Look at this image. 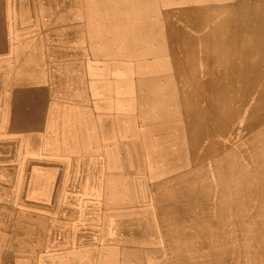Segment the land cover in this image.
I'll return each instance as SVG.
<instances>
[{"label":"rangeland","instance_id":"374dc122","mask_svg":"<svg viewBox=\"0 0 264 264\" xmlns=\"http://www.w3.org/2000/svg\"><path fill=\"white\" fill-rule=\"evenodd\" d=\"M200 1L175 4L171 0H37V28L48 34L63 33L57 31L53 22H69L72 29L76 25L71 22H85L87 83L92 81L93 72L87 66L102 64L106 61L103 58L113 63V68L105 72L114 82L119 78L114 79L113 75L131 65V103L124 108V96L115 99L108 108L116 116L112 124L115 136L111 140L97 133L80 155L100 157V194L91 195L86 186L68 188L66 174L61 189L68 199L65 197L67 202L63 204L36 196V187L10 195L12 189H5L0 183V264H135L134 250L141 253L137 264H264V135L260 133L264 132V51L244 56L227 51V60L197 53L205 46L202 35L211 23L200 22L191 15ZM237 1L209 0L216 7H227L231 22H238L240 17ZM185 10L192 12L182 14ZM26 24L22 22V35L29 33ZM92 94L98 92L86 86L84 100L90 109H79L96 118L108 110L100 106L101 99L91 100ZM256 108L252 122L250 114ZM194 109L204 120L196 131L192 128ZM227 109L223 117H217ZM46 126L51 127L50 123ZM109 149L111 153L106 155ZM68 152L53 153L66 158ZM2 177L15 176L1 172ZM61 204L64 208L60 210ZM63 220L70 235L66 242H59L54 234L55 224ZM148 250L157 254L150 262L144 255Z\"/></svg>","mask_w":264,"mask_h":264},{"label":"bare ground","instance_id":"6f19581e","mask_svg":"<svg viewBox=\"0 0 264 264\" xmlns=\"http://www.w3.org/2000/svg\"><path fill=\"white\" fill-rule=\"evenodd\" d=\"M136 1V0H135ZM166 1V0H165ZM175 4L182 3L183 0H171ZM48 2V1H47ZM53 2V1H52ZM164 2V0H163ZM222 2V1H221ZM233 2V1H232ZM43 4V3H42ZM49 4V3H48ZM50 5V4H49ZM200 6L192 8L194 11L192 12H186L183 11L182 14L185 13V15H194L196 16L194 19L200 20V22H211L210 24L206 25L208 26L202 35V41L204 43V47L201 48V50L197 51V53H201L202 55H206L210 57L211 59H223L227 56V51H234L239 53V55L244 56L248 53L252 52H262L264 51V0H238L236 5V10L238 11V22H231V19L228 18L226 12L227 7L225 5H220L219 7H216L215 4L210 3L209 0H201L199 3ZM218 5V4H217ZM45 6V5H44ZM55 6V5H54ZM116 6V5H115ZM118 7V5H117ZM56 8V7H55ZM84 8V7H83ZM17 9V8H16ZM18 10V9H17ZM33 10V8L31 9ZM43 10V8H42ZM57 10V9H55ZM62 10V7H61ZM219 12H218V11ZM53 11V10H52ZM225 11V14L223 15L222 12ZM48 12L45 10V13ZM51 12V11H50ZM49 12V13H50ZM54 12V11H53ZM56 12V11H55ZM67 12V11H66ZM18 11L16 12V14ZM39 14V13H38ZM53 14V13H52ZM62 14V13H61ZM66 14V13H65ZM74 14V13H73ZM72 13L70 15H73ZM180 14V13H179ZM56 15V14H54ZM64 15V13H63ZM86 15V14H85ZM42 16V15H41ZM44 16V15H43ZM42 16V17H43ZM65 16V15H64ZM184 16V15H183ZM222 16V17H221ZM32 17V16H31ZM49 18L47 15L45 18ZM54 17V16H53ZM69 17V16H68ZM85 17V16H84ZM35 18V17H34ZM61 17H58V19ZM65 18V17H64ZM182 18V17H181ZM186 18V17H185ZM184 18V19H185ZM33 19V18H32ZM50 19V18H49ZM54 19V18H53ZM177 19V17H176ZM46 20V19H45ZM51 20V19H50ZM54 21V20H53ZM173 21V20H172ZM19 22V21H18ZM17 22V23H18ZM30 22V21H29ZM32 22V20H31ZM30 22V23H31ZM38 22V21H37ZM41 22V21H40ZM39 22V23H40ZM47 22V21H46ZM62 22V20H61ZM64 22V21H63ZM59 23V21H58ZM197 23V22H196ZM24 24V23H23ZM41 24V23H40ZM57 25V23H55ZM60 24V23H59ZM85 24V23H84ZM22 25V22H21ZM27 25V24H26ZM34 25V24H33ZM64 25V24H63ZM182 25V24H181ZM180 25V26H181ZM17 26V25H16ZM37 26V25H36ZM47 26V25H46ZM172 26V25H171ZM186 26V25H185ZM24 27V26H23ZM29 27V26H27ZM48 27V26H47ZM58 27V26H57ZM61 27V26H60ZM173 27V26H172ZM184 27V26H183ZM190 28V27H189ZM22 29V28H21ZM26 29V27H25ZM47 29V28H46ZM174 29V28H173ZM193 29V28H191ZM56 30V29H55ZM60 30V29H59ZM175 30V29H174ZM16 31V30H15ZM18 31V30H17ZM42 31V30H41ZM58 31V30H57ZM194 31V30H193ZM44 32V31H43ZM90 34H95L94 31H89ZM189 32V31H188ZM202 32V31H201ZM165 33V32H164ZM176 34V32L174 31ZM192 33V32H191ZM174 35V34H173ZM172 35V36H173ZM180 35V34H179ZM45 36V35H44ZM145 37V36H144ZM189 37V36H188ZM45 38V37H44ZM171 39V38H170ZM67 40V39H65ZM182 40V38H181ZM180 40V41H181ZM186 40V39H185ZM46 41V40H45ZM172 41V40H170ZM61 42V41H60ZM71 42V41H70ZM173 42V41H172ZM57 43V42H54ZM181 43V42H180ZM69 44V43H68ZM176 42L172 45L174 46ZM187 44V43H186ZM51 45V44H50ZM178 45V44H177ZM54 46V45H53ZM52 46V48H53ZM85 46V45H84ZM182 46V45H181ZM47 48V44H46ZM45 48V49H46ZM66 48V47H65ZM173 49V47H171ZM175 49V48H174ZM177 49V47H176ZM179 49V48H178ZM9 51V50H8ZM68 51V50H67ZM60 52V51H59ZM179 52V51H178ZM67 53V52H66ZM175 54H177L174 51ZM173 53V54H174ZM6 54V53H5ZM10 54V53H9ZM171 54V55H173ZM256 54V53H255ZM263 54V53H262ZM52 55V54H51ZM7 56V54H6ZM56 56V55H55ZM53 57V56H52ZM175 57V56H174ZM178 57V56H177ZM173 58V57H172ZM171 58V61L174 59ZM185 58V57H184ZM228 58V57H227ZM102 64L99 63H92L87 68H89L93 73H91V76L96 78V80L90 83H87L84 80V73L82 75L81 71V64L80 63H74L71 64L68 67V71L70 73L68 75H62V81L61 86L65 90L66 93H69L71 95V98H75L78 100L85 99V89L86 86H90V88L95 89V92H98L97 97L101 99L100 102L103 104L100 106H104V108L108 111H106L102 115L92 116L89 112H83L82 114H79L77 112V109L75 107H64V106H58L57 112L49 114L51 115L50 118V125L46 131H49L47 133H44L43 135H33V134H27L22 133L21 135L16 136H10V137H4L0 138V174L2 172V175L4 172L13 173L15 177H2L0 178V183L3 185L1 187L5 189H12V194L10 195H20L23 194V192L26 191V189L30 187H36L37 190L35 192L36 196L44 197L47 201L52 202H62L66 203L65 197L66 193L61 189V184L64 179V175L66 174L68 177V185L67 187L71 188L77 187L81 188L82 186H86V188L90 189L91 195H98L99 189L101 188V184L97 181V171H98V165L101 164L100 157H90V158H82L80 155L84 154L85 147L87 144L92 141L97 133L104 134L105 138L111 139V136H115V132L113 129V122L116 120V116H113V114L109 111V107L113 104L115 99H113V89L114 85L118 88L120 93L124 96V98L121 100L123 102L122 106L124 108H129L130 100H131V92H132V74L130 73L132 70L131 65H126L122 69V80L113 81L110 78V74L105 72L109 68H113V63L110 62L107 58ZM178 59V58H177ZM196 59V58H195ZM198 59V58H197ZM226 59V58H225ZM225 59L223 62H225ZM1 60V59H0ZM6 60V59H5ZM8 60V59H7ZM6 60V61H7ZM175 60V59H174ZM186 60V59H185ZM227 60V59H226ZM10 61V59H9ZM46 61V60H45ZM49 61V60H48ZM47 61V62H48ZM179 61V59H178ZM181 61V59H180ZM202 61V60H201ZM204 61V60H203ZM152 63V60H150ZM197 62V61H196ZM253 62V61H252ZM49 63V62H48ZM180 63V62H178ZM216 63V62H215ZM8 64V62H7ZM46 64V62H45ZM150 64V63H148ZM172 64V63H171ZM174 64V62H173ZM172 64V65H173ZM247 64V63H246ZM48 65V64H47ZM194 65V64H193ZM86 64L84 63V69ZM150 66V65H149ZM244 66V73L247 71V65ZM264 66V65H263ZM49 67V66H47ZM147 67V66H146ZM175 67V66H174ZM199 67V66H198ZM177 68V67H176ZM182 68V67H181ZM180 68V70H181ZM226 68V67H225ZM175 69V68H174ZM179 69V68H178ZM48 70V69H47ZM46 70V71H47ZM200 70V69H199ZM226 70V69H225ZM224 70V71H225ZM33 71V70H32ZM174 71V70H173ZM201 71V70H200ZM175 72V71H174ZM177 72V71H176ZM239 72V71H238ZM8 73V72H7ZM6 73V74H7ZM179 74V73H178ZM200 74V73H199ZM177 76V74H176ZM180 76V75H179ZM186 76V75H185ZM264 76V75H263ZM47 77V73H46ZM212 77V76H211ZM22 78V77H21ZM99 80L97 81V79ZM163 78V76H162ZM161 78V79H162ZM174 78V77H173ZM263 78V77H262ZM42 79V78H41ZM47 79V78H46ZM157 79V77H156ZM180 80V79H179ZM191 80V79H189ZM196 80V79H195ZM47 81V80H46ZM155 81V80H154ZM194 82V81H193ZM192 82V83H193ZM196 82V81H195ZM264 82V80H263ZM191 83V81H190ZM198 83V82H197ZM153 84V83H152ZM196 84V83H195ZM260 84V83H259ZM197 85V84H196ZM261 85V84H260ZM156 86V85H155ZM195 86V85H194ZM258 86V85H257ZM264 86V85H263ZM191 87V86H190ZM198 87V86H197ZM161 88V87H160ZM157 88H155L156 90ZM177 89V88H176ZM194 89V88H193ZM198 89V88H197ZM264 89V88H263ZM159 90V89H158ZM179 90V89H178ZM161 91V90H160ZM181 91V90H180ZM204 91V90H203ZM256 91V90H255ZM179 92V91H178ZM193 92V91H192ZM128 94L125 99V94ZM254 94V93H253ZM261 94L264 96V92H261ZM178 95V94H177ZM197 95V94H194ZM214 96H217L214 93ZM254 97V96H253ZM191 98V97H189ZM182 99V98H181ZM253 99V98H252ZM192 101V100H191ZM250 101V100H249ZM257 102V101H256ZM181 104V103H180ZM179 104V105H180ZM201 104V103H200ZM194 105V103H193ZM259 105V102L257 103ZM188 106V105H187ZM198 106V105H194ZM1 107V106H0ZM180 107V106H179ZM199 107V106H198ZM188 108V107H187ZM193 108V107H192ZM224 109V108H223ZM190 110V109H189ZM228 111L224 110L223 112L220 111V114L217 117H223L225 113ZM188 112V111H187ZM222 112V113H221ZM257 113L256 110H253L251 112V119L252 122L255 120V115ZM188 114V113H187ZM191 115V114H190ZM194 115H196L195 122H192V128L194 131L199 130L204 125V120L202 118H199L200 112L196 109H194ZM53 116V117H52ZM182 116V115H181ZM27 117V116H25ZM214 116V118H217ZM213 118V120H214ZM13 119V118H12ZM11 119V120H12ZM188 119V118H187ZM58 120L60 122L56 123L55 121ZM161 120V119H160ZM185 120V119H184ZM164 121V120H163ZM2 122V121H1ZM84 124L82 125V123ZM216 122V120H215ZM239 124V123H238ZM191 128V129H192ZM185 129V128H184ZM255 129V128H254ZM61 131L66 134L68 137L64 138L61 134ZM191 132V131H189ZM251 133V132H250ZM261 134L264 135V132L260 131ZM187 134V133H186ZM229 134V133H228ZM189 135V134H188ZM187 135V136H188ZM186 136V135H185ZM237 136V135H236ZM248 136V135H247ZM237 138V137H236ZM258 140L260 138H257ZM239 140V139H238ZM256 140V139H255ZM114 141V140H113ZM236 142V141H235ZM253 142V141H252ZM259 142V141H258ZM115 143V141H114ZM112 143L111 146H115V144ZM205 143V141H204ZM257 144V143H256ZM260 145V144H259ZM251 146V145H250ZM234 147V146H233ZM247 147V146H246ZM257 147V146H256ZM50 148V149H47ZM85 148V149H84ZM228 148V147H227ZM243 148V147H242ZM252 148V147H251ZM260 148V147H259ZM264 148V147H263ZM231 149V148H230ZM246 149V148H245ZM248 149V147H247ZM63 150H69L67 153L68 157L62 158L60 155H55L53 152H56L57 154H61ZM229 150V148H228ZM239 150V149H238ZM262 150V149H261ZM43 151V152H42ZM44 151H50V152H44ZM53 151V152H51ZM259 151V150H258ZM223 152V151H222ZM236 152V150H235ZM260 152V151H259ZM55 155V158L45 157L41 158L42 155ZM111 153V149L108 150L107 154ZM189 153V152H188ZM230 154V152H229ZM233 154V153H232ZM260 154V153H259ZM258 154V155H259ZM264 154V153H263ZM41 155V156H40ZM222 155V154H221ZM261 155V154H260ZM246 156V155H245ZM248 156V154H247ZM246 156V157H247ZM254 156V155H253ZM263 156V155H262ZM213 157V156H212ZM211 157V158H212ZM242 157V156H241ZM240 157V158H241ZM221 158V157H220ZM256 158V157H255ZM264 158V157H263ZM249 159V158H248ZM207 160V159H206ZM251 160V159H250ZM255 160V159H253ZM224 161V160H223ZM222 161V162H223ZM232 161V160H231ZM226 162H228L226 160ZM248 162V161H245ZM254 162V161H253ZM204 163V162H203ZM208 163V162H207ZM229 163V162H228ZM261 163V162H260ZM225 164V163H224ZM227 164V163H226ZM253 165V163H251ZM216 165V164H215ZM261 165V164H260ZM217 166V165H216ZM222 166V165H221ZM263 166V165H262ZM195 167V166H194ZM199 167V166H198ZM207 167V166H206ZM218 167V166H217ZM230 166H227V168ZM245 167V166H244ZM196 168V167H195ZM226 168V169H227ZM233 168V167H232ZM259 168V167H257ZM194 169V168H193ZM214 169V168H213ZM229 169V168H228ZM262 169V168H261ZM220 170V169H219ZM223 170V169H222ZM254 170V169H253ZM263 170V169H262ZM183 171V170H182ZM213 171V170H212ZM234 171V170H233ZM241 171V170H240ZM258 171V170H257ZM256 171V172H257ZM261 171V170H260ZM76 172V173H74ZM227 172V171H226ZM236 172V169L235 171ZM202 173V172H201ZM220 173V172H219ZM251 173V172H250ZM196 174V173H193ZM192 174V175H193ZM199 174V173H198ZM214 174V173H213ZM234 174V173H233ZM190 175V174H189ZM203 175V174H202ZM207 175V174H206ZM221 175V174H219ZM229 175V174H228ZM238 175V174H237ZM236 175V176H237ZM247 175V173H246ZM186 176V175H185ZM191 176V175H190ZM204 176V175H203ZM212 176V174H211ZM233 176V175H230ZM229 176V177H230ZM182 177V176H181ZM179 177V178H181ZM194 177V176H192ZM220 177V176H218ZM227 177V176H226ZM247 177V176H246ZM165 178V177H164ZM169 178V177H168ZM167 178V179H168ZM187 178V177H185ZM245 178V177H244ZM177 179V178H176ZM184 179V178H183ZM222 179V178H221ZM224 179V178H223ZM235 179V176H234ZM163 179H161V182ZM178 180V179H177ZM239 180V179H238ZM220 181V180H219ZM246 181V180H245ZM158 182V181H157ZM233 183V181L231 180ZM240 182V181H239ZM243 182V181H242ZM167 183V182H166ZM189 183V182H188ZM194 183V182H193ZM228 184V182H226ZM241 183V182H240ZM244 183V182H243ZM221 184V182H220ZM167 185V184H166ZM165 185V186H166ZM173 185V184H172ZM184 185V184H183ZM181 185V186H183ZM224 185V184H223ZM248 185V184H245ZM151 186V185H150ZM175 186V184H174ZM221 186V185H220ZM225 186V185H224ZM234 186V184H233ZM232 188L231 186H229ZM228 187V188H229ZM241 187V185H240ZM222 188V187H221ZM229 188V189H230ZM247 188V187H246ZM161 189V188H160ZM163 189V188H162ZM227 189V188H226ZM228 189V190H229ZM233 189V188H232ZM239 189V188H238ZM234 190V189H233ZM232 190V192H234ZM236 190V189H235ZM246 190V189H245ZM69 191V190H68ZM150 191V190H149ZM225 191V190H224ZM227 191V190H226ZM225 191V192H226ZM70 192V191H69ZM83 192V191H82ZM86 192V189H85ZM90 193V192H89ZM236 193V192H234ZM243 193V191H242ZM73 194H77L76 191L73 192ZM154 194V193H153ZM224 194V193H223ZM238 194V193H237ZM241 194V193H240ZM158 195V194H157ZM235 195V194H234ZM248 195V194H247ZM222 196V195H221ZM225 196V194H224ZM236 197V196H235ZM244 197V195L242 196ZM248 197V196H247ZM222 198V197H221ZM227 197H225L226 199ZM239 199V197H237ZM68 199V197H66ZM228 199V198H227ZM243 200V199H242ZM65 201V202H63ZM246 201V200H245ZM155 202V201H154ZM162 202V201H161ZM248 203V202H247ZM61 204V208H64ZM156 204V203H155ZM165 205V202L163 203ZM167 204V203H166ZM222 204V202H221ZM239 204V203H237ZM236 204V205H237ZM260 204V203H258ZM153 205V204H152ZM228 205V204H227ZM162 206V205H161ZM166 206V205H165ZM168 206V205H167ZM247 206V205H246ZM164 207V206H163ZM253 206H251L252 208ZM258 207V206H257ZM165 208V207H164ZM249 208V209H251ZM259 208V207H258ZM156 209V207H155ZM168 210V207L166 208ZM230 209V208H228ZM227 209V210H228ZM239 209V208H238ZM255 209V207L253 208ZM167 210L164 211L165 214L167 213ZM241 210H243L241 208ZM246 210V208L244 209ZM258 210V209H256ZM255 210V211H256ZM236 211V209H235ZM238 211V210H237ZM254 211V210H253ZM162 212V211H161ZM228 212V211H227ZM239 212V211H238ZM237 212V213H238ZM249 212V211H248ZM71 213V212H69ZM159 212L157 211V214ZM261 213V212H260ZM156 214V215H157ZM164 214V213H163ZM216 214V213H215ZM214 214V215H215ZM218 214V213H217ZM246 214V213H245ZM155 215V214H154ZM212 215V216H214ZM228 215V214H227ZM226 215V216H227ZM236 215V214H235ZM159 216V215H158ZM238 216V215H237ZM236 216V217H237ZM251 216V215H250ZM222 217V216H221ZM229 217V215H228ZM235 217V218H236ZM242 217V216H241ZM211 218V217H210ZM226 218V217H225ZM234 218V217H233ZM164 219V218H162ZM213 219V218H212ZM218 219V218H216ZM216 219H214L216 221ZM227 220V219H226ZM165 221V220H164ZM170 221V220H169ZM238 221V220H237ZM229 222V221H228ZM236 222V221H235ZM240 222V221H238ZM246 222V221H245ZM160 223V222H159ZM165 223V222H164ZM218 222H215V224ZM201 225V223H199ZM223 224V223H222ZM239 224V223H238ZM245 224V223H243ZM165 225V224H164ZM199 225V228H200ZM219 224H217L218 226ZM242 225V224H241ZM198 226V225H197ZM203 226V225H201ZM231 226V225H230ZM55 227L57 229L54 234L58 236L57 241L66 242V237L68 232L66 231V222L63 220L57 224H55ZM205 227V226H204ZM212 227V226H211ZM159 228V227H158ZM208 228V226L206 227ZM205 228V229H206ZM242 228V227H241ZM240 228V229H241ZM247 228V227H246ZM202 229V227L200 228ZM250 229V228H249ZM195 230V229H194ZM199 230V229H197ZM211 230V229H210ZM261 230V229H260ZM10 231V230H9ZM166 231V230H165ZM196 231V230H195ZM202 232L201 230H199ZM212 231V230H211ZM214 231V230H213ZM230 231V230H229ZM250 231V230H249ZM258 231V230H257ZM263 231V230H262ZM197 232V231H196ZM206 233V231H204ZM242 232V231H241ZM255 232V231H254ZM201 234V233H199ZM168 235V234H167ZM219 235V233H218ZM224 235V233H223ZM230 235V234H229ZM241 235V234H240ZM163 236V235H162ZM227 236V235H226ZM236 236V235H235ZM263 236V235H262ZM192 237V236H189ZM210 237V236H209ZM222 237V236H221ZM164 238V237H163ZM162 238V239H163ZM169 238V237H168ZM211 238V237H210ZM209 238V240H210ZM214 238V237H213ZM219 238V237H218ZM217 238V239H218ZM189 239V238H188ZM191 239V238H190ZM189 239V240H190ZM194 239V238H193ZM212 239V238H211ZM228 239V238H227ZM234 239V238H233ZM232 239V240H233ZM164 240V239H163ZM192 240V239H191ZM222 240V239H221ZM238 240V239H237ZM236 240V241H237ZM260 240V239H259ZM258 240V241H259ZM263 240V239H262ZM212 241V240H211ZM210 241V242H211ZM215 240H213L214 242ZM194 242V241H192ZM226 242V241H225ZM231 242V241H230ZM234 242V241H233ZM165 243V242H164ZM167 244V243H166ZM165 244V245H166ZM191 244V242H190ZM259 244V243H258ZM258 244H256L258 246ZM169 245V244H167ZM242 245V244H240ZM245 245V244H244ZM231 246V244H230ZM167 247V246H166ZM249 247V246H248ZM175 248V247H174ZM188 248V247H187ZM196 248V247H195ZM233 248V247H232ZM256 248V246H255ZM170 249V248H169ZM184 249V248H183ZM186 249V248H185ZM184 249V250H185ZM225 249V248H224ZM252 249V248H251ZM166 250V249H164ZM179 250V249H177ZM167 251V250H166ZM165 251V252H166ZM176 251V250H175ZM182 251V250H180ZM190 251V250H189ZM194 251V250H193ZM206 251V250H203ZM208 251V250H207ZM169 252V251H168ZM219 252V251H217ZM227 252V250H226ZM241 252V251H240ZM245 252V251H243ZM134 256L135 264H137V259L140 258L141 253L139 251L134 250L132 251ZM202 253V252H201ZM234 254V252H232ZM237 253V252H236ZM206 254V253H205ZM232 254V255H233ZM240 254V253H239ZM145 257L147 258V262L153 261L156 257V251L155 250H148L145 252ZM199 255V254H196ZM225 255V254H224ZM38 256V255H37ZM132 256V254H131ZM230 256V255H229ZM239 256V255H238ZM200 257V256H199ZM213 257V256H212ZM216 258V256H215ZM231 258V257H230ZM164 259V258H163ZM205 259V258H204ZM211 259V258H209ZM240 259H242L240 257ZM237 260V258H236ZM200 261V260H198ZM208 260L206 259V262ZM234 261V260H233ZM203 262V261H202ZM237 262V261H236ZM245 262V261H244ZM232 263V262H231ZM73 264V263H72Z\"/></svg>","mask_w":264,"mask_h":264},{"label":"crops","instance_id":"0c3cea01","mask_svg":"<svg viewBox=\"0 0 264 264\" xmlns=\"http://www.w3.org/2000/svg\"><path fill=\"white\" fill-rule=\"evenodd\" d=\"M21 22L28 23V34L20 33ZM53 23L63 33L53 35L37 28V0H0V138L49 132V114L57 112L58 106L75 107L81 113L86 111L79 108L90 107L84 99L71 98L61 86V76L70 73L71 64L80 63L82 75L85 71V22H71L76 29L69 28V22ZM113 76L119 78L116 81L122 80V71ZM118 92L114 85L113 99L123 98ZM97 95L89 98L100 100Z\"/></svg>","mask_w":264,"mask_h":264}]
</instances>
